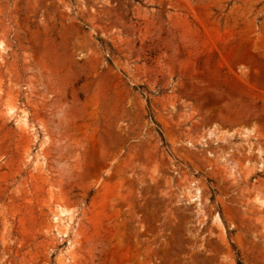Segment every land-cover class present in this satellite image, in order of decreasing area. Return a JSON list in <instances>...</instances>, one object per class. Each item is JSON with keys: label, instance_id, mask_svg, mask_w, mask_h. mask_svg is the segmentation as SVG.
Listing matches in <instances>:
<instances>
[{"label": "rangeland", "instance_id": "1", "mask_svg": "<svg viewBox=\"0 0 264 264\" xmlns=\"http://www.w3.org/2000/svg\"><path fill=\"white\" fill-rule=\"evenodd\" d=\"M238 259L264 264V0H0V264Z\"/></svg>", "mask_w": 264, "mask_h": 264}, {"label": "trees", "instance_id": "2", "mask_svg": "<svg viewBox=\"0 0 264 264\" xmlns=\"http://www.w3.org/2000/svg\"><path fill=\"white\" fill-rule=\"evenodd\" d=\"M100 40V42H101V45L104 47V42H103V40L102 39H99ZM147 108H148V118L149 119H153V117H152V114H151V110H150V104H149V101H148V104H147ZM160 134H161V136H162V132L160 131ZM238 264H242V262L238 259Z\"/></svg>", "mask_w": 264, "mask_h": 264}]
</instances>
